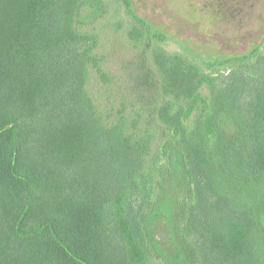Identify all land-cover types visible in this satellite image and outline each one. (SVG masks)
Listing matches in <instances>:
<instances>
[{
	"label": "trees",
	"instance_id": "obj_1",
	"mask_svg": "<svg viewBox=\"0 0 264 264\" xmlns=\"http://www.w3.org/2000/svg\"><path fill=\"white\" fill-rule=\"evenodd\" d=\"M83 2L0 0V264L149 256L167 167L157 153L146 161L150 143L126 120L101 119L87 91L98 39L77 26ZM151 40L158 117L171 133L164 148H179L189 181L180 217L189 257L173 264L190 253L195 264H264V40L202 62L168 50L159 32Z\"/></svg>",
	"mask_w": 264,
	"mask_h": 264
},
{
	"label": "rangeland",
	"instance_id": "obj_2",
	"mask_svg": "<svg viewBox=\"0 0 264 264\" xmlns=\"http://www.w3.org/2000/svg\"><path fill=\"white\" fill-rule=\"evenodd\" d=\"M131 1L137 14L150 24L149 33L128 14L124 0H84L79 6V30L98 39L87 91L106 125L126 120L129 133L150 143L146 161L157 153L167 167L163 172L168 173L162 176L169 181L158 187L157 204L149 219L153 241L146 264H173L172 260L189 257L180 221L189 181L179 148L168 152L164 148L171 133L158 117L162 96L160 73L152 59V34L161 33L168 50L196 62L241 55L264 40V0ZM203 93L207 94L206 88ZM219 122L235 128L230 119L221 116ZM258 213L264 229V207ZM190 257L184 264H195V255L190 253Z\"/></svg>",
	"mask_w": 264,
	"mask_h": 264
}]
</instances>
